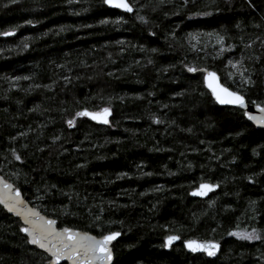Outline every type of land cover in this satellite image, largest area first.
Wrapping results in <instances>:
<instances>
[{"label": "trees", "instance_id": "1", "mask_svg": "<svg viewBox=\"0 0 264 264\" xmlns=\"http://www.w3.org/2000/svg\"><path fill=\"white\" fill-rule=\"evenodd\" d=\"M211 3L137 0L145 23L103 0H0V32L15 29L0 36V175L60 228L121 231L113 264H264V242L227 234L255 227L264 238V130L217 105L203 74L185 67L238 88L227 61L243 52L256 82L246 99L264 101V0ZM197 11L212 15L188 18ZM197 31L226 33L232 50L217 56L214 41L190 50L186 33ZM109 102L111 126L83 117L68 127L75 111ZM201 182L220 186L192 198ZM20 227L0 206V264H44ZM168 234L181 236L170 251L161 247ZM185 239L219 241L220 253L190 254Z\"/></svg>", "mask_w": 264, "mask_h": 264}, {"label": "snow or ice", "instance_id": "2", "mask_svg": "<svg viewBox=\"0 0 264 264\" xmlns=\"http://www.w3.org/2000/svg\"><path fill=\"white\" fill-rule=\"evenodd\" d=\"M12 3H16L17 0H11ZM76 0H68V3H75ZM137 0H103V4L109 6L112 9H119L125 13H135L136 18L142 22L147 23L145 17L140 15V9L136 8ZM159 4L163 5L165 0H158ZM170 3L171 0H168ZM194 3L195 0H182V6L187 7L189 3ZM216 0H212L211 4L205 5L206 8L215 6ZM249 7H253L251 0H248ZM219 11L218 8H216ZM178 14V13H174ZM211 11H197L192 13L188 18L191 19L197 16H210ZM123 18H118L117 22H120ZM109 21L101 20V24H106ZM28 24H32V21H27ZM239 27V25H237ZM155 35L154 33H150ZM15 35V29L6 30L0 32V36L9 37ZM173 39H175V33L172 34ZM207 38L205 40L204 38ZM226 33L211 31V32H188L186 33L185 40L187 41V46L190 50L195 52H200L206 50L208 44L212 41V47L214 51L217 52V56L225 51H231L233 45L226 44ZM179 43V41H177ZM264 43V41H262ZM27 47V44L24 45ZM184 47L183 44L180 45ZM243 48L250 47L249 44H243ZM143 51V49H141ZM152 52H156V49H152ZM215 58V57H214ZM244 55L243 52L239 60L233 61L229 59L227 64L231 67L232 71L227 73V78L232 79L233 83L239 84L238 88H231L224 86L219 83V77L214 71H209L205 68H197L194 66L185 65L188 73H203V80L207 87L211 90L212 96L215 98V102L219 105L232 106L236 109L242 110L243 116L246 117L248 121H251L254 125L261 129H264V101L257 103L256 101H251V104L256 109L257 114H253L248 110L249 101L246 99V90L250 87H255V80L252 79V73L244 65ZM258 59V58H257ZM149 64L152 63L151 60L148 61ZM167 69H165L166 71ZM17 81L20 79H29V77H16ZM66 82H70L71 77H64ZM151 95V93H149ZM181 95V93H178ZM112 115V110L110 102L108 106L98 107L96 110H89L83 108L75 111L74 116L67 120V125L69 128L75 126L76 118L87 117L89 120L95 121L97 124L111 126L109 117ZM154 123H162L163 121L153 117ZM188 131H191L189 129ZM241 133H238V135ZM25 135V133H21ZM15 139V137H13ZM56 137L55 140H58ZM12 156L16 161L22 162V157L17 154L13 149ZM191 167V165H189ZM127 175L126 173L121 174ZM144 175H152V173H144ZM119 178V177H118ZM249 182L252 183V178L249 177ZM220 185L218 183L201 182L199 186L190 192V195L194 197H207L210 192L215 191ZM52 187H55L53 185ZM160 188L154 189L158 191ZM143 195V193H141ZM43 199V196L38 197ZM215 201H210V207ZM256 201H250V205L254 206ZM0 206L5 209L8 213H13L15 216L20 217L23 221V226L19 228V231L25 235V242L29 245H34L36 249L42 250L40 253L41 260L44 264H61L62 261H69L70 264H112L113 261V241H117L122 235L121 231L109 230L107 234H103L100 238L90 236L87 233H80L73 231L70 228L57 229L56 220L46 218L41 215L39 211L35 208H29L25 199L23 198V193L19 187L15 186L13 183L5 181L0 178ZM255 218V217H253ZM97 220L100 219L98 215ZM229 231L227 234L229 236L236 237L238 240L242 241H262L261 233L258 229L253 227L251 231L247 229ZM181 236L179 234H168L165 236L161 247L164 249H171L175 242L180 241ZM183 247L189 252L202 253L207 257H215L220 250V244L216 240H198V239H185L183 241ZM35 254V253H34ZM46 254V255H45ZM39 264V262H38Z\"/></svg>", "mask_w": 264, "mask_h": 264}, {"label": "water", "instance_id": "3", "mask_svg": "<svg viewBox=\"0 0 264 264\" xmlns=\"http://www.w3.org/2000/svg\"><path fill=\"white\" fill-rule=\"evenodd\" d=\"M107 6V5H106ZM108 8H110L109 6H107ZM110 9H112V8H110ZM113 10H117V11H120V12H123L122 10H119V9H113ZM123 13H125V12H123ZM127 14H129V13H127ZM2 37H4V36H2ZM10 37V36H9ZM206 69V68H205ZM209 71H212V70H209ZM215 72V71H214ZM197 73H201V72H197ZM201 74H203V73H201ZM217 76L219 77V83L220 84H222V85H224L223 83H222V81H221V78H220V76H219V74L217 73ZM204 81V80H203ZM204 86H205V88L207 89V91L210 93V95H211V97H212V99L215 101V98L212 96V93H211V90L207 87V85L205 84V82H204ZM225 86V85H224ZM216 103V102H215ZM217 104V103H216ZM217 105H219V104H217ZM219 106H221V107H231V108H234V107H232V106H225V105H219ZM248 110L249 111H251L253 114H257V112H256V109L254 108V106L252 105V104H248ZM111 117H112V115L109 117V120L111 121ZM84 118H86V119H88L87 117H84ZM246 118V117H245ZM89 120V119H88ZM89 121H91V122H93V123H95V124H97L95 121H92V120H89ZM248 121V120H247ZM248 122H250L252 125H254L251 121H248ZM97 125H100V126H107V125H102V124H97ZM256 128H258V129H261V128H259L258 126H256V125H254ZM73 128V127H72ZM72 128H70V129H72ZM264 130V129H263ZM0 178H2V179H4L5 181H8V182H10L9 180H7L5 177H3L2 175H0ZM10 183H12V182H10ZM218 190V188L215 190V191H213V192H210L209 194H208V196L207 197H203V198H201V197H194V196H192V195H190L192 198H197V199H206V198H208L211 194H213L214 192H216ZM23 198L25 199V201H26V203H27V206L29 207V208H35L37 211H39L40 212V214L41 215H43V216H45L46 218H49V219H53V218H51V217H48L47 215H45V214H43L39 209H37L36 207H34V206H32L29 202H28V200L24 197V195H23ZM5 210V209H4ZM6 211V210H5ZM7 212V211H6ZM8 213V212H7ZM10 216H13L14 218H16V219H18L20 222H21V224H22V226H23V221H22V219L20 218V217H17V216H15L13 213H8ZM55 220V219H54ZM57 222V221H56ZM56 227H57V229L59 230V229H63V228H69V227H63V228H60L59 227V225H58V222L56 223ZM70 229H72L73 231H77V232H80V233H87L88 235H90V236H94V237H96V238H100L101 236H96V235H94V234H92V233H90V232H86V231H82V230H79V229H74V228H70ZM23 234V233H22ZM24 235V234H23ZM25 236V235H24ZM121 238V236L118 238V240ZM117 240V241H118ZM198 240H204V239H198ZM117 241H113V245L117 242ZM179 242H181V240L180 241H177V242H175V244L174 245H176V244H178ZM219 242V241H218ZM219 244H220V250H221V242H219ZM173 245V246H174ZM32 247H35L34 245H31ZM172 246V247H173ZM172 249V248H171ZM171 249H165L166 251H170ZM38 250H40V249H38ZM188 253H190V254H193V253H191V252H189L187 249H185ZM220 250L218 251V253H217V255L215 256V257H207L206 255V257L207 258H209V259H215L216 257H218V255H219V253H220ZM40 251H42V250H40ZM195 254H202V253H195ZM204 255V254H203ZM113 262H114V253H113V261H112V264H113ZM61 264H70V262L69 261H62L61 262Z\"/></svg>", "mask_w": 264, "mask_h": 264}]
</instances>
